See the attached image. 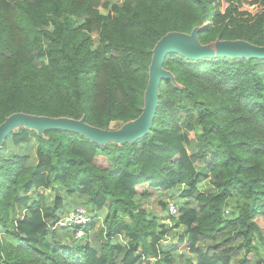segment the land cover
Instances as JSON below:
<instances>
[{
  "label": "trees",
  "instance_id": "trees-1",
  "mask_svg": "<svg viewBox=\"0 0 264 264\" xmlns=\"http://www.w3.org/2000/svg\"><path fill=\"white\" fill-rule=\"evenodd\" d=\"M194 28L202 45L264 46V0H0V124L24 113L118 129L142 112L155 44ZM163 68L174 81L132 144L6 138L0 264H264V59L172 53ZM74 207L90 222L57 225Z\"/></svg>",
  "mask_w": 264,
  "mask_h": 264
},
{
  "label": "water",
  "instance_id": "water-1",
  "mask_svg": "<svg viewBox=\"0 0 264 264\" xmlns=\"http://www.w3.org/2000/svg\"><path fill=\"white\" fill-rule=\"evenodd\" d=\"M198 32V28H194L189 34L171 32L155 44L148 69L144 105L141 114L136 119L123 124L118 129L105 130L88 125L84 119L74 120L64 117L51 118L14 113L0 124V149L6 138L18 128L34 130L40 137L44 131L60 130L76 133L99 145L132 144L150 133L158 104L161 81H174L172 74L163 68L166 55L177 53L188 60L214 57L264 59V46H255L243 40H216L202 45L198 39Z\"/></svg>",
  "mask_w": 264,
  "mask_h": 264
},
{
  "label": "built area",
  "instance_id": "built-area-1",
  "mask_svg": "<svg viewBox=\"0 0 264 264\" xmlns=\"http://www.w3.org/2000/svg\"><path fill=\"white\" fill-rule=\"evenodd\" d=\"M168 212L171 216L177 214V207L173 203L169 204ZM90 222V216L86 208L84 207H74L68 211L60 220L57 225L63 228H82ZM82 237V232L78 230L76 232L75 238Z\"/></svg>",
  "mask_w": 264,
  "mask_h": 264
},
{
  "label": "rangeland",
  "instance_id": "rangeland-1",
  "mask_svg": "<svg viewBox=\"0 0 264 264\" xmlns=\"http://www.w3.org/2000/svg\"><path fill=\"white\" fill-rule=\"evenodd\" d=\"M262 79H263V81H264V75H262ZM118 127V125H115L114 126V128H117ZM60 191H62V190H60ZM47 195L49 196V193H47ZM157 195H154L153 196V199H150L148 202H147V209L149 210L150 208H153L154 206H155V202H156V200H157ZM64 200L65 201H71L69 198H67V197H65L64 198ZM136 200L137 201H141V200H139L138 198H136ZM49 201V200H48ZM154 209V208H153ZM166 225H170L171 223L170 222H168V221H165L164 222ZM258 224H259V226H260V228L262 229V234H263V236H264V218L262 217V219H259L258 220ZM164 244H166V243H164Z\"/></svg>",
  "mask_w": 264,
  "mask_h": 264
},
{
  "label": "crops",
  "instance_id": "crops-1",
  "mask_svg": "<svg viewBox=\"0 0 264 264\" xmlns=\"http://www.w3.org/2000/svg\"><path fill=\"white\" fill-rule=\"evenodd\" d=\"M72 207V206H71ZM72 209V208H71Z\"/></svg>",
  "mask_w": 264,
  "mask_h": 264
}]
</instances>
